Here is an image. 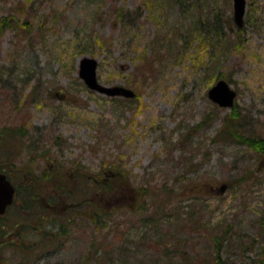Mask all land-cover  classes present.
<instances>
[{
	"label": "rangeland",
	"instance_id": "rangeland-1",
	"mask_svg": "<svg viewBox=\"0 0 264 264\" xmlns=\"http://www.w3.org/2000/svg\"><path fill=\"white\" fill-rule=\"evenodd\" d=\"M17 1L0 0V16L13 12ZM142 2L29 0L26 36L10 29L0 35V133L9 128L8 134L25 135L18 141L0 137V166L19 189H36L46 202L49 189L35 178L49 163L43 154L63 166L77 161L92 173L103 163H124L130 179L149 188L146 199L133 204L94 195L109 210L97 225L76 212L54 217L29 199H15L2 222L0 264H190L181 250L200 264L210 250L209 235L227 224L233 233L223 247L226 263L260 257L264 158L247 145L217 140L231 108L211 102L207 89L217 74L225 75L248 122L245 132L264 137V0H246L240 46L232 0H182L183 7L152 0L151 9ZM118 7H141L140 15L124 24ZM199 20L203 29L192 34L188 48L178 50L182 37L166 39L172 28L187 33ZM85 55L98 60L101 83L136 87L139 95L110 97L88 89L78 76ZM210 111L215 115L181 143L188 127ZM196 182H211L210 192L193 193ZM67 215L73 219L57 240L38 232L39 218ZM253 237V247L241 254L238 244L247 246Z\"/></svg>",
	"mask_w": 264,
	"mask_h": 264
},
{
	"label": "trees",
	"instance_id": "trees-1",
	"mask_svg": "<svg viewBox=\"0 0 264 264\" xmlns=\"http://www.w3.org/2000/svg\"><path fill=\"white\" fill-rule=\"evenodd\" d=\"M169 1L170 0H161L160 6H166L167 4L170 5ZM172 1L180 7H183L182 0ZM28 3L29 0H18L17 3L12 6V10H14L13 12L0 16V35L6 30L10 29L14 30L16 35L19 34L21 36H26V32L28 31V24L30 23V21L27 19ZM142 4L145 7H148L149 9L153 7L152 0H143ZM140 11L141 7H137L133 11L123 7L115 8L117 19L120 18L121 21L127 25H131L133 19L138 18V16L140 15ZM15 14H18V18L17 16H15ZM21 16H24L26 18H23L22 20ZM160 22L161 20L158 19V22L156 23L159 24ZM203 24L204 20H199L197 21V23H194L190 31H187V33L182 34L181 32H179V28L174 27L170 30L171 36L169 38H166L168 37V35H166L165 37L161 35V37L166 38L168 40L178 37L184 38V43L178 46V50H184L185 48H188L189 43L194 40L192 34L198 31V28L203 29ZM218 25L219 22L217 21L215 28L217 30V33L219 32L218 35L220 36L222 31L221 28L219 31ZM209 29L207 30L209 31ZM234 32L236 34L234 35L236 38L235 44H237V46H240L243 43V29L236 28ZM199 41L200 45H206L205 38H199ZM144 55L145 52H142L140 58L144 63H148L146 65V69H152L153 62L150 63L148 59L144 58ZM155 56H157V58L159 59L162 55L157 53L155 54ZM140 76L143 80L145 77H147L145 73H142ZM216 77H225V75L217 74ZM129 81H132V79H130ZM130 86L132 85L130 84ZM134 90L136 93L135 97H137L139 94L136 91V87L134 88ZM213 115H215L214 111H210L205 114L203 119H201L195 125L188 127V129L182 136L181 143L187 141L189 137L192 136L194 131H198L201 125L205 124L208 119H211V117H213ZM221 121V127L215 134L217 140L247 145L249 148L254 150L260 157L264 158V137L256 135L253 132H245L248 122L246 121L245 116L241 113L239 109L235 107V105L231 108L230 112L226 113L222 117ZM19 128L16 130L20 131ZM7 131L10 132L9 128H4L3 132L0 133V137L2 138ZM10 136L11 139L18 141V139H20L21 137L24 138L25 135L19 136L17 133H6L4 135L5 138H9ZM42 156H45V159L49 163L45 164L43 170L35 178H37L43 185L45 184L49 189V194H47L46 202L42 201V196L37 197V192L35 191L36 189H33V191H28L27 187L19 189L16 183L15 184L17 185V193L15 199L23 197V201L25 202H27V200L29 199L34 208L37 205V207L41 210L52 211L50 213H53L54 217H56L59 213L60 215H62V211L69 212V214L71 212H76L78 215L85 216L87 219L97 225L99 224L98 216L100 215V213L103 212L104 216H106V212L109 211L105 205L98 206L95 203L94 200L97 199L95 198V196L99 193L100 195H105V199H111L113 195H115V197H125L126 199H128V204H133L135 200H138V198L145 200V195H147L149 192L148 187L137 185L130 179L129 170H127L126 164L124 163H122L121 165L115 161L103 163L99 170L92 173L88 169H85V167L81 166L77 161H74L72 166L71 164H69V166H63L59 162H57L56 159L50 158V156L48 155L43 154ZM28 169V172L32 171L29 166ZM241 179L242 178H239L238 180ZM196 183L195 186L192 187V191L195 194L199 192L209 193L212 188L211 182ZM24 191L29 194L28 198H24ZM83 193H91L93 195V198L91 200L89 198L79 199L80 197H82ZM85 206H87L88 208L87 211H83V208ZM140 208H144L143 202ZM72 219L73 216L67 215L65 219L59 218L58 221H56L57 219H48L43 222L41 217L39 218V227L37 229L40 234L45 235L46 240L55 241L60 235H62L61 231H64L66 233L65 227L68 224H71ZM231 226V224L221 226L217 232L215 231L216 233L213 232L214 234L211 233V235H209L210 250L208 251L207 257L202 261V263L200 262V264H227L226 259L222 257V252L224 244L226 242H229V239L232 237L233 232L231 230ZM1 232L2 230L0 231V234H2ZM256 235L259 236L260 244H262V248L260 250V257L247 258L243 262V264H264V224L260 226V229L257 231ZM257 238L253 237V239H251V243L248 242L247 246L238 244L241 254H243L247 249H251L254 245L253 241L257 240ZM176 251L178 252V250ZM181 253L184 254L181 256L184 257V260L187 263L196 264L197 260L193 259V257L192 259L188 258L189 256L187 255L188 252L186 250H181Z\"/></svg>",
	"mask_w": 264,
	"mask_h": 264
},
{
	"label": "water",
	"instance_id": "water-1",
	"mask_svg": "<svg viewBox=\"0 0 264 264\" xmlns=\"http://www.w3.org/2000/svg\"><path fill=\"white\" fill-rule=\"evenodd\" d=\"M233 20L238 27L243 25V18L246 9V0H232ZM97 59L91 56H83L78 61V75L85 85L98 93L109 96L133 97L135 92L128 87L120 84L104 85L97 79ZM210 100L221 107H231L234 104L236 91L229 85L224 78H219L207 90ZM223 188V187H222ZM14 188L0 173V214L5 211L8 204L12 202Z\"/></svg>",
	"mask_w": 264,
	"mask_h": 264
},
{
	"label": "flooded vegetation",
	"instance_id": "flooded-vegetation-1",
	"mask_svg": "<svg viewBox=\"0 0 264 264\" xmlns=\"http://www.w3.org/2000/svg\"><path fill=\"white\" fill-rule=\"evenodd\" d=\"M0 172H3V173H5V171H4V169L0 166ZM6 174V173H5ZM7 175V174H6ZM16 187H17V185H16ZM15 187V188H16ZM16 193H17V190H16ZM2 222H3V217H1V215H0V231L2 230V227H3V224H2Z\"/></svg>",
	"mask_w": 264,
	"mask_h": 264
}]
</instances>
